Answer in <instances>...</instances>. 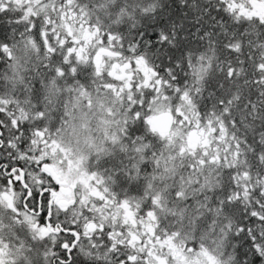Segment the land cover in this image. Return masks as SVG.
I'll return each mask as SVG.
<instances>
[{
	"label": "snow or ice",
	"instance_id": "obj_1",
	"mask_svg": "<svg viewBox=\"0 0 264 264\" xmlns=\"http://www.w3.org/2000/svg\"><path fill=\"white\" fill-rule=\"evenodd\" d=\"M0 264H264V0H0Z\"/></svg>",
	"mask_w": 264,
	"mask_h": 264
}]
</instances>
